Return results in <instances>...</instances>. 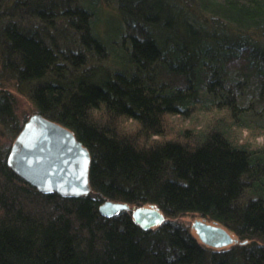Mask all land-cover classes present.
Wrapping results in <instances>:
<instances>
[{
  "label": "trees",
  "instance_id": "1",
  "mask_svg": "<svg viewBox=\"0 0 264 264\" xmlns=\"http://www.w3.org/2000/svg\"><path fill=\"white\" fill-rule=\"evenodd\" d=\"M108 2L102 17V0H0V74L91 155L89 193L64 197L20 178L0 145V264H264V0ZM8 95L0 84L9 126ZM106 200L168 218L143 229L128 210L101 216ZM188 213L241 243H198L175 220Z\"/></svg>",
  "mask_w": 264,
  "mask_h": 264
},
{
  "label": "water",
  "instance_id": "2",
  "mask_svg": "<svg viewBox=\"0 0 264 264\" xmlns=\"http://www.w3.org/2000/svg\"><path fill=\"white\" fill-rule=\"evenodd\" d=\"M7 165L23 180L42 193L64 197L86 195L90 191L89 149L72 130L39 113L32 114L16 135L7 155ZM126 202L106 200L98 211L106 218L128 210ZM132 218L143 229L165 220L153 205L132 210ZM198 238L212 247L232 244L235 239L223 226L197 220L192 224Z\"/></svg>",
  "mask_w": 264,
  "mask_h": 264
},
{
  "label": "rangeland",
  "instance_id": "3",
  "mask_svg": "<svg viewBox=\"0 0 264 264\" xmlns=\"http://www.w3.org/2000/svg\"><path fill=\"white\" fill-rule=\"evenodd\" d=\"M75 2L78 4L81 2V0H75ZM108 2V0H107ZM106 1L102 0L101 5L103 6L104 11L101 12V16L102 17H106L107 14H110L109 12H112L113 9L111 7V3H107ZM81 4V3H80ZM21 14L18 13L17 17H15L16 21L19 23V25L21 26H43V24H41L40 20L37 19L35 16H33L32 13L29 12H25V11H20ZM109 23V21H108ZM53 24L54 26H56V28H58L62 33H67V34H71V27L66 23L65 20H63V18L58 14L54 19H53ZM101 25H98L99 28H97L98 31L101 32H106L107 30V20L103 21V23H100ZM45 26V25H44ZM42 29V27L40 28ZM46 29L48 30V32L55 34V30H53L52 28L46 27ZM111 34H113L115 31H110ZM59 35V31L57 33ZM55 37L57 35H54ZM61 43V42H60ZM0 84L2 87V90H4L5 92H7L8 95V100L10 101V109H11V113H12V117L11 119H9L8 122H10V125H4L2 123H0V145L3 147H5L7 144H9V150L10 147L15 139V137L12 139L10 136V131L8 129V127L13 126L12 130H16L17 128L21 130L22 126L24 125V123L29 119V117L36 113V107L34 105V103L30 100V98H28L26 95H24L23 93L19 92L16 89V82L14 79H11L10 77H7L5 75L0 74ZM7 96V95H6ZM173 120V122L177 124L182 123V121L178 118V117H173L171 118ZM13 120V121H12ZM187 122V120L185 121ZM7 124V123H6ZM8 126V127H6ZM11 128V127H10ZM17 129V130H18ZM243 136H247V132L246 130H243L242 132ZM251 138V136H250ZM263 140L262 135H257L256 138H253V141L256 143H259ZM9 152V151H8ZM129 205V209L128 211L132 212V210L136 207L139 206H149L148 204H143V205H138V204H128ZM168 217L165 216V220ZM164 220V221H165ZM175 220L179 223H181L182 225H184L187 230L189 231V234L194 237L198 243L210 248V249H215V250H225L228 249L230 246H232V244H236L239 243L241 241V239H239V237L228 227H226L225 225L216 222L214 220H211L207 217H203L198 213H188V214H184L181 216H178L177 218H175ZM197 220H202L208 223H214L220 226H223L225 229H227V231L231 234V236L235 239V241L232 244L223 246V247H212L209 246L207 244H204L203 242L200 241V239L198 238L197 234L195 233V230L192 226L193 222L197 221ZM241 243V242H240Z\"/></svg>",
  "mask_w": 264,
  "mask_h": 264
}]
</instances>
